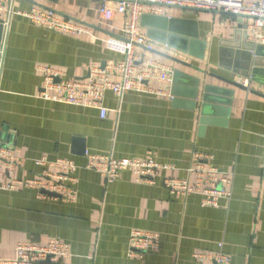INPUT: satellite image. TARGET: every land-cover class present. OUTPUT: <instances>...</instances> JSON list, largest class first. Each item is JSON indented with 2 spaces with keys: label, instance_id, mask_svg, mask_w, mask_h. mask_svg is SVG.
I'll return each instance as SVG.
<instances>
[{
  "label": "crops",
  "instance_id": "1",
  "mask_svg": "<svg viewBox=\"0 0 264 264\" xmlns=\"http://www.w3.org/2000/svg\"><path fill=\"white\" fill-rule=\"evenodd\" d=\"M99 1L13 2L14 10H52L89 26L93 35L60 33L20 15L12 16L6 29L0 27V144L22 159L10 178L0 179V257H13L18 242L45 245L58 238L70 250L59 264H211L197 255L217 252L219 244L228 264H264V44L251 41V18L192 7L144 12L183 20L172 24L178 33H198L190 44L179 38L170 46L149 38L139 17V31L154 49L136 45V53L169 65L179 95L172 94V75L166 85L146 82L151 92L116 96L108 91L107 114L100 118L96 109L58 102L53 91L44 94L40 69L83 81L92 68L121 59L103 40L120 36L126 17L115 14L100 25ZM194 82L198 95L192 100ZM204 87L213 101L203 109ZM106 154L141 162L150 158L157 173L146 182L127 168L107 181L85 168L90 155ZM196 156L233 172L229 201L204 207L201 195L171 194L164 187L165 179L184 177ZM40 157L74 164L64 181L72 199L34 188H3L11 178L40 175L43 169L34 163ZM133 230L156 232V248L130 255Z\"/></svg>",
  "mask_w": 264,
  "mask_h": 264
},
{
  "label": "built area",
  "instance_id": "2",
  "mask_svg": "<svg viewBox=\"0 0 264 264\" xmlns=\"http://www.w3.org/2000/svg\"><path fill=\"white\" fill-rule=\"evenodd\" d=\"M13 2L14 0H0V24L4 29L8 27L12 16L20 15L35 24L60 33L93 35V30L89 26L60 17L52 10L38 7L28 11L14 10ZM165 6L221 10L251 18V23L247 25L250 39L254 44H264V0H100L96 7L100 25L109 24L115 14L126 17L120 33L118 32L122 38L108 36L103 40L106 49L120 55L121 59L109 61L102 68H92L83 81L68 80L56 70L41 67L44 72V94L53 91L56 101L96 109L100 118H105L106 92L122 96L129 91L151 92L152 89L146 82L169 84L172 75V68L169 65L144 58L135 51L136 45L143 46L146 50L154 49L153 43L139 31V17L144 12L161 13ZM244 85L246 86V80ZM21 161L12 147L0 144V179L4 175L10 178ZM34 163L43 169L40 175L25 179L11 178L3 188L8 190L34 188L56 194L61 198H73V192L64 184L74 169V164L70 160H49L40 157L35 159ZM85 168L98 172L107 181L114 180L120 170L127 168L133 169L138 178L146 182H151L157 173V165L150 158L141 162L135 159L115 158L109 154L90 155ZM233 177L232 171L205 164L201 157L196 156L186 168L184 177L167 178L164 180V187L171 194H199L201 206L217 207L221 202L229 201ZM158 240L156 232L133 230L129 236V254L155 249ZM69 256V246L58 238L49 239L45 245L24 241L15 245L13 257H0V264H40L46 259L51 264H59ZM197 257H205L211 264L229 262V257L222 251L221 244L217 252L209 255L198 254Z\"/></svg>",
  "mask_w": 264,
  "mask_h": 264
},
{
  "label": "water",
  "instance_id": "3",
  "mask_svg": "<svg viewBox=\"0 0 264 264\" xmlns=\"http://www.w3.org/2000/svg\"><path fill=\"white\" fill-rule=\"evenodd\" d=\"M182 21L183 20H180V19H174V18L168 19L166 17L155 16V15H142L140 19V23L147 27V36L149 38L155 39L157 41H160L162 43H165L170 46H175V47L176 45L174 42L176 39H179V38L184 39V44L187 45V44H190V42L196 41L198 37V33L196 30L188 31L187 29H184V33H181V32L178 33L176 32L174 28H172V24L174 25L175 23L182 22ZM184 24L186 25L191 24L195 26V23L188 21V20H184ZM0 27H1V24H0ZM115 37L122 38L121 36H115ZM260 47L261 46L256 47V55H258L257 49H259ZM256 65L257 63L255 62L254 66ZM176 77H177L176 72H173L172 74V83H173L172 84V94L173 95H179L175 92V88H177L179 84ZM226 82L236 88L246 89L245 86H242L241 84L237 82H231V81H226ZM194 83L196 84L197 82H194ZM195 86L196 88H193L194 89L193 92L190 95H188V98L192 100L196 99L198 95V83ZM209 93H211L210 88L204 87L202 97H201L202 103H203V106H202L203 109L206 108L207 105H209L208 104L209 102L213 101V99L210 98ZM3 136H4V133H0V137H3ZM44 193L48 196H58L56 194H52L49 192H44ZM40 264H51V263L49 262L48 259H46L40 262Z\"/></svg>",
  "mask_w": 264,
  "mask_h": 264
}]
</instances>
